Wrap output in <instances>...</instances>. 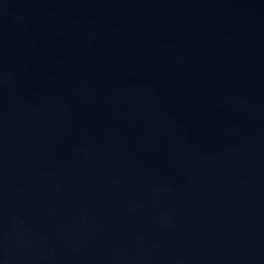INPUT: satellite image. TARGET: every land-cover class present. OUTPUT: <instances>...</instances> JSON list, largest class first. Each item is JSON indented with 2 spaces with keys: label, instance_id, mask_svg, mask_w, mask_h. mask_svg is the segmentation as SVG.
Listing matches in <instances>:
<instances>
[{
  "label": "water",
  "instance_id": "obj_1",
  "mask_svg": "<svg viewBox=\"0 0 264 264\" xmlns=\"http://www.w3.org/2000/svg\"><path fill=\"white\" fill-rule=\"evenodd\" d=\"M0 264H264V0H0Z\"/></svg>",
  "mask_w": 264,
  "mask_h": 264
}]
</instances>
